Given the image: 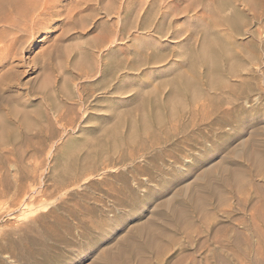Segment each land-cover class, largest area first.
<instances>
[{
  "label": "rangeland",
  "instance_id": "1",
  "mask_svg": "<svg viewBox=\"0 0 264 264\" xmlns=\"http://www.w3.org/2000/svg\"><path fill=\"white\" fill-rule=\"evenodd\" d=\"M56 10L0 62V264H264V0Z\"/></svg>",
  "mask_w": 264,
  "mask_h": 264
},
{
  "label": "bare ground",
  "instance_id": "2",
  "mask_svg": "<svg viewBox=\"0 0 264 264\" xmlns=\"http://www.w3.org/2000/svg\"><path fill=\"white\" fill-rule=\"evenodd\" d=\"M62 2L63 0H0V62L9 64V62L12 61L11 59H14L20 53V49H18L19 43L22 44L26 42L27 38H32L39 31L49 27L50 23L53 22L54 16L61 14L56 8L59 6L61 7ZM13 66L14 64L12 68ZM8 70L11 71L9 67ZM166 202L168 203L169 201L167 200ZM143 229L144 227L142 226L136 230L141 231ZM154 233L155 231L149 230V234L146 235L148 236ZM155 235L156 234H154L152 238H154ZM145 245L150 246V244ZM130 251L132 253V249ZM119 252L122 253V250ZM138 252L139 251L136 253L138 254Z\"/></svg>",
  "mask_w": 264,
  "mask_h": 264
}]
</instances>
